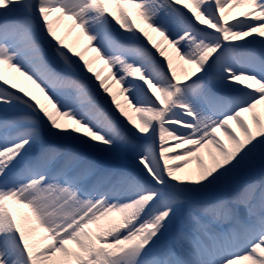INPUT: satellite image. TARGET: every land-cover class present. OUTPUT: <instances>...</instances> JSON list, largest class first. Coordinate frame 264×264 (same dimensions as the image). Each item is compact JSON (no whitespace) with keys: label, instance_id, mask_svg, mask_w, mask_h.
I'll return each mask as SVG.
<instances>
[{"label":"snow or ice","instance_id":"obj_1","mask_svg":"<svg viewBox=\"0 0 264 264\" xmlns=\"http://www.w3.org/2000/svg\"><path fill=\"white\" fill-rule=\"evenodd\" d=\"M261 105L264 0H0V264H264Z\"/></svg>","mask_w":264,"mask_h":264},{"label":"bare ground","instance_id":"obj_2","mask_svg":"<svg viewBox=\"0 0 264 264\" xmlns=\"http://www.w3.org/2000/svg\"><path fill=\"white\" fill-rule=\"evenodd\" d=\"M238 12H239V10H235L233 14H238ZM60 30L63 33V31H64L63 25H61ZM76 31H78V30H76ZM76 31L66 35V37H65L66 42L72 44L77 50H83L84 46L86 44V40L83 38L77 39ZM150 34L153 36L154 39H156V40L160 39L158 34H155V33H150ZM169 51H171V50L169 49ZM84 54H85L86 59H91L94 56V53H92L91 51H85ZM93 67H94V69L101 71L102 76L107 75L108 70H107L106 66L104 65L103 61H100V60L94 61ZM9 75H14V74L9 73ZM16 82L18 84H21L22 86H27V82L23 81V78H21V77H16ZM108 82L111 84V89L113 91H116L118 89L119 86L116 85L115 83H113L111 80H109ZM118 99H122V97H118ZM258 107H261V109H262L263 105L258 106ZM261 113L264 114V110H262ZM247 118H250V116H247ZM188 167L191 168V167H193V165H189Z\"/></svg>","mask_w":264,"mask_h":264}]
</instances>
